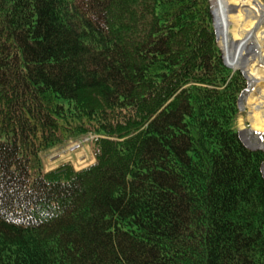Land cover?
Masks as SVG:
<instances>
[{
	"label": "trees",
	"instance_id": "trees-1",
	"mask_svg": "<svg viewBox=\"0 0 264 264\" xmlns=\"http://www.w3.org/2000/svg\"><path fill=\"white\" fill-rule=\"evenodd\" d=\"M247 88L210 0H0V264H264Z\"/></svg>",
	"mask_w": 264,
	"mask_h": 264
},
{
	"label": "rangeland",
	"instance_id": "rangeland-1",
	"mask_svg": "<svg viewBox=\"0 0 264 264\" xmlns=\"http://www.w3.org/2000/svg\"><path fill=\"white\" fill-rule=\"evenodd\" d=\"M259 1L264 6V0H259ZM215 3L224 4V0H215ZM243 5H244L243 9L246 11L248 10V12L252 14L253 16L252 18H254L252 19V21L254 22V27H255V22L257 23L258 21L256 17L257 16L262 17L263 13L257 14L258 10L253 3H249V5L247 4V6L246 4H243ZM237 6L238 5H235V6L230 5L229 8H227L226 6L227 15L229 18V24L226 29V35L229 37V40L231 42H236V43L238 41L244 40V36L243 38H241V40H239L234 36L233 33H230V29L233 30L234 24H235V22L233 24H230V17L235 15V13L237 12V9H238ZM234 8H236V10ZM244 14L248 17L246 12H242L241 15L245 17ZM262 27L263 28L258 29L257 32L254 33L256 34L255 36L261 39V41L264 40V36L261 35L262 33H264V21H263ZM253 28L246 29V31L249 34H252V32L254 31ZM259 32H262V33L259 35ZM220 44H221V47H223L222 40L220 41ZM257 54L259 53L257 52ZM252 55L253 54L251 53L247 57L251 61L250 62L251 65H248L249 68H251V66H254L255 68L261 69V64L258 63L260 60L257 59L256 61H254ZM239 63H240V60H239ZM263 69L261 70L264 71ZM248 90H249L248 92L244 93V98L242 99L241 104H240L241 115L237 122L238 129L240 132V137L249 149L264 151V81L254 86L253 85L251 86L250 82H248ZM80 142H87V139H82L80 140ZM78 144L79 143L77 141H73L62 147L51 150L52 152L47 157L48 159L46 161V170L56 168L57 166L67 161L74 162V164L78 168L90 165L93 159V152H92L91 144L89 143L87 145L85 144L86 146H83L80 150L73 151L72 150L73 147H76ZM263 172H264V168H263Z\"/></svg>",
	"mask_w": 264,
	"mask_h": 264
},
{
	"label": "bare ground",
	"instance_id": "bare-ground-1",
	"mask_svg": "<svg viewBox=\"0 0 264 264\" xmlns=\"http://www.w3.org/2000/svg\"><path fill=\"white\" fill-rule=\"evenodd\" d=\"M224 3L227 6V8H229L230 5H234V6L238 5L237 12L235 13V15L230 17V24H233L235 22L234 29L233 30L230 29V33H233L234 36L239 40H241V38H243L244 36V40L238 41L237 43L231 42L229 40V37L227 36V53L225 54L224 49H222L224 62L227 67L233 70L242 69L247 74L248 78L250 79V85L251 86L257 85L264 81V71L261 70L264 68V40L261 41V39L255 36L256 34L254 33H256L258 29L263 28L262 25L264 21V6L260 3L259 0H224ZM249 3H253L256 6L258 10L257 14L263 13L262 17L261 16L256 17L258 21L257 23L255 22V27H254V22L252 21V19H254L252 18L253 17L252 14H250L248 10L246 11L243 9L244 7L243 4H246L247 6V4L249 5ZM220 4L224 5L223 3H219V4L215 3L213 5H214V11L216 14L217 24H218V28L220 32V39H221L223 35L222 30L220 28L221 22L217 18V10L219 9ZM236 8L234 9L236 10ZM223 9L225 8L223 7ZM242 12H246L248 17L245 14H244L245 17L241 15ZM251 28H253L254 31L252 32V34H249L246 31V29H251ZM261 33L262 32H259V35ZM261 35L264 36V33H262ZM222 44L225 46L224 41ZM257 52L259 54H257ZM251 53L253 54L252 56H253L254 61H256L257 59L260 60L258 63L261 64V69L255 68L254 66H251V68H249L248 65H251L250 64L251 61L247 57ZM226 60L228 63L226 62ZM239 60H240V63H239Z\"/></svg>",
	"mask_w": 264,
	"mask_h": 264
},
{
	"label": "water",
	"instance_id": "water-1",
	"mask_svg": "<svg viewBox=\"0 0 264 264\" xmlns=\"http://www.w3.org/2000/svg\"><path fill=\"white\" fill-rule=\"evenodd\" d=\"M210 2H211V6H212V14H213V17H214V26H215V31H216V35H217V44H218L220 50L222 51L221 44H220V32H219V28H218V24H217L216 14H215V11H214V5H213V1L212 0H210ZM240 71L245 75L246 79L248 81H250V79L248 78L247 74L242 69H240ZM243 97H244V94L240 98V104H241V101H242Z\"/></svg>",
	"mask_w": 264,
	"mask_h": 264
},
{
	"label": "crops",
	"instance_id": "crops-1",
	"mask_svg": "<svg viewBox=\"0 0 264 264\" xmlns=\"http://www.w3.org/2000/svg\"><path fill=\"white\" fill-rule=\"evenodd\" d=\"M47 155H49V154H47ZM92 162H93V161H92ZM92 162H91V163H92Z\"/></svg>",
	"mask_w": 264,
	"mask_h": 264
}]
</instances>
